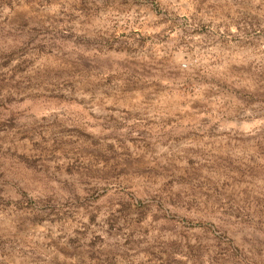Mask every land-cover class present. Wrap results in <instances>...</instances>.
Listing matches in <instances>:
<instances>
[{
    "label": "rangeland",
    "instance_id": "rangeland-1",
    "mask_svg": "<svg viewBox=\"0 0 264 264\" xmlns=\"http://www.w3.org/2000/svg\"><path fill=\"white\" fill-rule=\"evenodd\" d=\"M0 264H264V0H0Z\"/></svg>",
    "mask_w": 264,
    "mask_h": 264
}]
</instances>
